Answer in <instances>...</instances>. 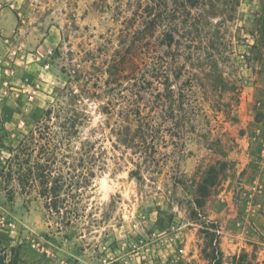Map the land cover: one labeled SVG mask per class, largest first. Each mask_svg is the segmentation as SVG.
<instances>
[{"label": "rangeland", "instance_id": "rangeland-1", "mask_svg": "<svg viewBox=\"0 0 264 264\" xmlns=\"http://www.w3.org/2000/svg\"><path fill=\"white\" fill-rule=\"evenodd\" d=\"M227 2L192 11L193 24L180 33L188 45L174 63L136 69L125 3L0 0V32L13 30L0 42L1 255L13 246L32 264H214L216 246L221 264L240 255L264 264V232L255 223L264 195L250 186L264 172V0ZM68 85L89 117L80 136L95 130L105 158L82 198L83 217L71 225L17 178L22 145L39 129L60 130L63 111L59 118L45 111L65 107L59 90ZM136 105L156 130L123 147L128 131L138 140L126 118ZM207 168L219 174L198 208Z\"/></svg>", "mask_w": 264, "mask_h": 264}, {"label": "trees", "instance_id": "trees-1", "mask_svg": "<svg viewBox=\"0 0 264 264\" xmlns=\"http://www.w3.org/2000/svg\"><path fill=\"white\" fill-rule=\"evenodd\" d=\"M129 6L131 32L133 43L131 49V65L139 69V65L159 68L169 62H175L178 55L184 53L188 40L180 35L185 27L193 24L197 15L193 10L203 11L207 3L216 0H119ZM126 1V2H125ZM228 0H217L221 5H227ZM234 4H236L237 0ZM164 47L162 52L158 48ZM174 49V53L169 50ZM118 66V65H116ZM107 68L108 77L114 76L118 67ZM173 78H177L174 76ZM66 98L65 107L58 104L45 111V116L50 118L53 111L59 118L63 111L62 122H56L59 131L48 130L45 134L37 130L36 137H31L32 144H23L20 150V163L17 164L18 184L21 188L35 186L37 194L45 202L44 207L49 213L61 215V223L71 225L83 217L85 205L82 204L84 194L91 189L92 180L105 166V158L97 140L95 130H90L87 135L80 136V129L89 124V117L85 110L78 105L79 95L69 85L59 90ZM173 91L169 90L167 98H171ZM169 110V118L174 117V109ZM127 119L137 125L138 140L129 134L121 138L120 144L135 146L136 143L146 142L147 137L156 130V125L151 121V116L142 114L139 105L130 110ZM130 130V129H129ZM62 135V136H61ZM41 141L44 143L41 145ZM138 141V142H137ZM78 143V146H74ZM32 145V146H31ZM64 150V151H63ZM33 157V158H32ZM63 159V161H62ZM64 160H66L64 162ZM66 183H62L63 170L61 164L66 165ZM223 165V163H221ZM214 168H207L201 184L196 188V206L203 207L206 199L211 195L212 184L210 180L217 177L211 176ZM65 187V188H63ZM65 189L66 197L61 198L60 192ZM214 264H221V253L215 246L212 250ZM1 264H14L13 262ZM231 264H253L245 259L244 255L233 256Z\"/></svg>", "mask_w": 264, "mask_h": 264}, {"label": "crops", "instance_id": "crops-1", "mask_svg": "<svg viewBox=\"0 0 264 264\" xmlns=\"http://www.w3.org/2000/svg\"><path fill=\"white\" fill-rule=\"evenodd\" d=\"M11 33H13V30L10 33H3L2 31L0 32V42H6L7 38L6 36L11 35ZM4 35V36H3ZM1 46V44H0ZM260 174V175H259ZM253 183L250 182V186H252V189L254 190V195H264V176L262 174V171H256L254 179L252 180ZM257 201H259V199H256ZM255 223L257 224V226L264 232V217L261 214H258L256 219H255ZM15 224L13 222L10 223V225L7 226V229H9V231L11 233H13V228H14ZM33 246V245H32ZM10 247V254H0V261L3 259V263H8V262H13L14 264H32L31 262H26L24 263L23 259H19L17 258V256L15 254H13V246H9ZM1 264V263H0Z\"/></svg>", "mask_w": 264, "mask_h": 264}, {"label": "built area", "instance_id": "built-area-1", "mask_svg": "<svg viewBox=\"0 0 264 264\" xmlns=\"http://www.w3.org/2000/svg\"><path fill=\"white\" fill-rule=\"evenodd\" d=\"M262 158H264V150H261V160H262ZM261 162L263 163V167H264V159ZM262 174L264 176V172L263 171H262Z\"/></svg>", "mask_w": 264, "mask_h": 264}]
</instances>
